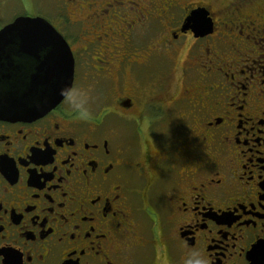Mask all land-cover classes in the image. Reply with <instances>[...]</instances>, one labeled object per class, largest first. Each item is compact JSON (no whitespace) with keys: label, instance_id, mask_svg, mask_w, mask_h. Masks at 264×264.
I'll return each instance as SVG.
<instances>
[{"label":"flooded vegetation","instance_id":"obj_1","mask_svg":"<svg viewBox=\"0 0 264 264\" xmlns=\"http://www.w3.org/2000/svg\"><path fill=\"white\" fill-rule=\"evenodd\" d=\"M54 12L74 82L0 118V264H264V0Z\"/></svg>","mask_w":264,"mask_h":264},{"label":"water","instance_id":"obj_2","mask_svg":"<svg viewBox=\"0 0 264 264\" xmlns=\"http://www.w3.org/2000/svg\"><path fill=\"white\" fill-rule=\"evenodd\" d=\"M193 16L201 28L208 26L200 14ZM0 33V82H27L0 84V118L37 117L55 108L74 82L67 41L41 16H19Z\"/></svg>","mask_w":264,"mask_h":264},{"label":"rangeland","instance_id":"obj_3","mask_svg":"<svg viewBox=\"0 0 264 264\" xmlns=\"http://www.w3.org/2000/svg\"><path fill=\"white\" fill-rule=\"evenodd\" d=\"M58 0H0V28L19 16L53 18Z\"/></svg>","mask_w":264,"mask_h":264},{"label":"clouds","instance_id":"obj_4","mask_svg":"<svg viewBox=\"0 0 264 264\" xmlns=\"http://www.w3.org/2000/svg\"><path fill=\"white\" fill-rule=\"evenodd\" d=\"M194 255L199 257V259L196 260V264H207L206 259L203 258L199 253H195Z\"/></svg>","mask_w":264,"mask_h":264},{"label":"snow or ice","instance_id":"obj_5","mask_svg":"<svg viewBox=\"0 0 264 264\" xmlns=\"http://www.w3.org/2000/svg\"><path fill=\"white\" fill-rule=\"evenodd\" d=\"M2 40H3V34L0 33V41H2Z\"/></svg>","mask_w":264,"mask_h":264}]
</instances>
